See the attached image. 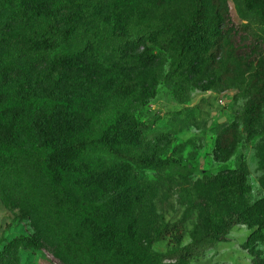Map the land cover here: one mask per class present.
<instances>
[{
    "label": "trees",
    "instance_id": "obj_1",
    "mask_svg": "<svg viewBox=\"0 0 264 264\" xmlns=\"http://www.w3.org/2000/svg\"><path fill=\"white\" fill-rule=\"evenodd\" d=\"M229 1L232 7L228 0H0V200L32 226L14 244L48 249L57 264H189L241 224L251 230L244 247L252 263L264 264L257 249L264 195L250 199L245 162L186 183L166 172L181 168L178 159L121 149L147 134L125 113L105 121L102 112L88 126L57 107L31 118L21 101L4 98L6 90L56 77L86 86L104 78L112 96L129 99L148 92L141 72L166 52L172 63L164 77L180 96L193 80L209 87L222 65L250 72L242 123L252 139L264 109V0ZM238 141L217 138L214 157L227 161ZM144 169L157 174L155 184L187 193L186 215L164 222L142 199L96 197L104 176L124 190L127 175ZM259 181L264 190V174ZM166 238V250L153 249Z\"/></svg>",
    "mask_w": 264,
    "mask_h": 264
},
{
    "label": "rangeland",
    "instance_id": "obj_2",
    "mask_svg": "<svg viewBox=\"0 0 264 264\" xmlns=\"http://www.w3.org/2000/svg\"><path fill=\"white\" fill-rule=\"evenodd\" d=\"M227 3L232 7L231 1ZM171 63L170 55L162 52L149 69L141 72V80L148 87V92L154 90L153 96L137 89L135 95L122 100L121 96L111 95L112 91L104 78L86 86L65 80L55 83L56 77H44L40 85L24 84L23 88L6 90L4 98L7 101H21L31 118L49 116L57 107L76 113L80 122H86L88 126L95 123L102 112L105 121L125 113L144 124L147 134L142 143L125 144L121 146L122 150L153 151L161 157L178 159L181 168L166 172L186 183H195L203 176L213 175L223 167L233 168L243 161L249 172L247 183L250 199L254 201L263 196L264 190L259 180L264 174V109L263 120L256 126L257 132L252 139L247 138L242 123L243 110L253 87L250 72L222 65L212 75L209 87L205 89V81L193 80L180 96L164 77ZM119 80L116 78L113 84H118ZM234 135L239 139L235 152L227 161H218L214 157L217 138L232 140ZM101 160L108 161L111 168L121 170V164L109 160L107 156H102ZM156 178L157 174L152 169L131 171L126 177L125 189L118 190L113 177L104 176L99 182L96 197L118 195L133 202L142 199L143 206H154L164 222L179 220L188 212L189 196L178 187L170 183L167 185L159 179L155 184ZM191 220L187 221L189 230L192 228ZM31 231L32 226L25 215L17 208L5 206L0 200V264L58 263L48 249L23 248L13 243L17 236ZM250 232L245 225L232 227L225 241L207 248L189 264H253L252 255L244 247ZM167 240L154 243L153 249L166 250L170 245ZM188 241L186 237L182 244ZM257 249L263 257L264 244L258 243Z\"/></svg>",
    "mask_w": 264,
    "mask_h": 264
},
{
    "label": "water",
    "instance_id": "obj_3",
    "mask_svg": "<svg viewBox=\"0 0 264 264\" xmlns=\"http://www.w3.org/2000/svg\"><path fill=\"white\" fill-rule=\"evenodd\" d=\"M220 121H222V119Z\"/></svg>",
    "mask_w": 264,
    "mask_h": 264
}]
</instances>
